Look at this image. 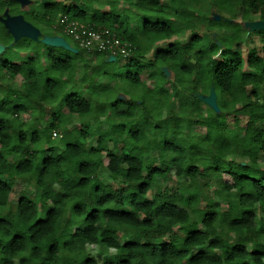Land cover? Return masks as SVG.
Listing matches in <instances>:
<instances>
[{
    "label": "trees",
    "instance_id": "trees-1",
    "mask_svg": "<svg viewBox=\"0 0 264 264\" xmlns=\"http://www.w3.org/2000/svg\"><path fill=\"white\" fill-rule=\"evenodd\" d=\"M22 1L0 0V264H264V0H241L261 24L258 50L246 39L251 73L234 0ZM68 20L119 44L79 47ZM11 47L26 58L13 62ZM208 90L223 111L247 110L243 135L201 111ZM55 130L61 150L46 154ZM169 171L176 185L162 186ZM221 171L230 181L206 189ZM17 181L34 191L12 201Z\"/></svg>",
    "mask_w": 264,
    "mask_h": 264
},
{
    "label": "rangeland",
    "instance_id": "rangeland-1",
    "mask_svg": "<svg viewBox=\"0 0 264 264\" xmlns=\"http://www.w3.org/2000/svg\"><path fill=\"white\" fill-rule=\"evenodd\" d=\"M68 4H72L70 1H67ZM234 4H235V10H234V18H232L233 22L235 23H239L241 26V37H242V53H243V57H242V71L245 73H251L252 69L248 66L247 64V52L248 49L250 48V44H248L246 42V39H250L253 42V45L256 46V49L258 50L259 46H260V42H259V38H260V33H259V28H261V24L259 23V18H258V14L255 12H249L248 14H245L243 11V7L244 4L241 2V0H234ZM21 8L24 10H35V11H39L42 10L43 8V4L41 0H23L21 2ZM218 12V11H217ZM15 25H18L19 22H15L13 21ZM41 30H47L46 27L42 26ZM55 33L58 32L57 30H53ZM219 33L221 34H227L229 33L228 29H219L218 30ZM57 34V33H56ZM69 37V36H68ZM70 38V37H69ZM187 38V33L181 37L180 39L185 40ZM171 40H169L170 42ZM76 42V41H75ZM77 43V42H76ZM78 44V43H77ZM79 47L82 48H86V49H94V48H87L85 46H81V45H77ZM159 45H154L153 47H156ZM152 47V48H153ZM69 48L70 49H75L77 47H75L73 44H69ZM90 51V50H89ZM4 52V47L3 45H0V55ZM151 52H153V50L151 49L150 52L148 53V55H151ZM46 53V50L43 49L42 50V57H44ZM81 55L86 56L88 59L91 58L92 53L90 52H83L81 50ZM10 57L11 60L13 62H20L22 60H24L26 58V54L24 52H18L16 50V48L11 47L10 48ZM81 64L82 62H78V66L77 68H81ZM164 74L166 75V78L164 80V87L166 88V90L170 91L172 88V72H170V70L164 68ZM141 79L144 81V83H147L148 85L152 86L153 85V80L149 79L147 77V71H143L141 73ZM5 82H9L12 83L15 86H18L21 83V78L19 76H15V77H11L5 80ZM261 92L262 95L264 96V83L261 84ZM119 96H124L122 95V93L118 94ZM219 99V94L217 91L214 90H208L207 93L203 94V99L202 102L200 103V107H201V111H205V109H209L211 110V112L213 113H223L226 116V120H227V124H228V128L230 130H235L237 131L238 135H243L245 128H246V121H247V110H243L240 108V105H236V107L238 108L235 111L232 112H226L223 111V109L220 107V105L218 104V100ZM174 100V99H173ZM175 103V101H173ZM176 106V105H175ZM176 108V107H174ZM240 108V109H239ZM64 112L66 113V109L64 108ZM30 114L29 113H22L21 117L23 118V120H29L30 119ZM46 117V121L42 120V123L47 124L50 120V113L48 112ZM103 123L104 120H103ZM80 124V120L78 118V116H71L68 123L66 124V127L68 129H72L74 127H78ZM256 125L260 126V125H264V118L259 119L258 121H256L255 123ZM191 131L194 134H198V135H203L205 133V127L203 125H198L195 124L191 127ZM62 131L59 130H55V132H52V138L55 139L54 142H52V144H46L44 145V148L46 149V154H48V152L50 150H61V147L59 146L58 142L59 139L62 136ZM91 144V141H88V146ZM154 152V151H152ZM151 152V153H152ZM102 157H104V155H102ZM233 156H230L229 158H231ZM104 164L106 163V158L104 157ZM247 160V158H246ZM259 162L260 165L263 166V161L262 158H259ZM219 180H228L229 179V174L226 171H221L218 174L214 175V176H209L205 179H203L201 181V183L206 182V189H210V188H215V183ZM107 181H111L110 178L107 177ZM113 184L115 186L119 185V181H112ZM157 182L159 184H161L162 186H175L176 185V178H174L172 172L169 171V173L166 175V177L162 180L161 178L158 177ZM34 191V188L31 187L29 184H22L20 181H17L14 186H13V191L10 194V198L12 201H16L19 193H26V194H32ZM45 213V210H39V216H43ZM262 212L259 213V215H264ZM119 237L122 239L125 235V231L124 230H120L118 233ZM91 250L93 252H95L96 250L98 251V247L96 246H90ZM109 252H114L113 250H110Z\"/></svg>",
    "mask_w": 264,
    "mask_h": 264
},
{
    "label": "built area",
    "instance_id": "built-area-1",
    "mask_svg": "<svg viewBox=\"0 0 264 264\" xmlns=\"http://www.w3.org/2000/svg\"><path fill=\"white\" fill-rule=\"evenodd\" d=\"M63 32L79 45L87 48H108L114 52L115 46L119 44V40L115 38L114 34L105 36L101 31L87 28L83 24L73 20L65 21L63 24ZM104 32L107 31L105 30Z\"/></svg>",
    "mask_w": 264,
    "mask_h": 264
}]
</instances>
